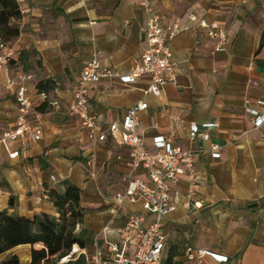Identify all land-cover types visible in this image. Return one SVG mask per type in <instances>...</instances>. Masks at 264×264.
Returning <instances> with one entry per match:
<instances>
[{"label":"crops","instance_id":"0c3cea01","mask_svg":"<svg viewBox=\"0 0 264 264\" xmlns=\"http://www.w3.org/2000/svg\"><path fill=\"white\" fill-rule=\"evenodd\" d=\"M23 6L26 12L17 21L21 33L8 43L14 60L0 70V211L58 217L48 190L71 181L81 189L85 216L76 233L86 245L77 244L78 250L74 245L72 258L58 264H103L94 261L96 244L106 251L128 213H145L140 201L117 208L114 198L126 188L123 177L146 179L147 174L132 166L129 147L111 137L91 140L69 106L83 66L94 56L120 74L132 71L146 45L147 14L140 0H25ZM155 7L166 26H185L191 13L219 22L227 30V49L213 52L216 41L202 28L183 30L171 41L175 76L161 97L149 94L148 75L133 83L107 78L92 91L90 111L105 127L147 102L139 114L145 147L156 153L154 137L175 130V142L193 150L197 180L192 188L202 206L189 207L191 183L184 175L171 194L176 225L164 264H171L165 263L170 253L173 264H199L186 255L187 245L229 257L218 262L206 256L202 264H264V123L256 126L246 111L252 107L264 114L258 105L264 101V0H155ZM21 68L33 75L30 116L43 135L33 143L4 144L1 138L16 126L19 114ZM47 80L52 88L44 98L37 84ZM43 104L47 108L40 111ZM191 122L210 125L221 157L212 156L209 142L189 139ZM16 150L19 155L11 157ZM109 224L111 230L104 232ZM134 251L131 245L129 254ZM14 254L20 264H31L30 244L0 254V264Z\"/></svg>","mask_w":264,"mask_h":264},{"label":"built area","instance_id":"2783aa9c","mask_svg":"<svg viewBox=\"0 0 264 264\" xmlns=\"http://www.w3.org/2000/svg\"><path fill=\"white\" fill-rule=\"evenodd\" d=\"M20 6L21 14L26 12L23 6L25 0H16ZM140 4L147 14L144 29L145 48L129 74H120L103 61L94 56L88 60L82 69L74 92V101L69 106V112L75 115L80 125L87 130L91 140L104 141L111 137L121 145L130 149L131 163L134 168L146 170V179L141 177L124 176L126 184L124 192H118L114 198L117 208L123 209L127 202H142L145 213H128L125 224L116 228L117 240L108 242V249L104 251L96 244L95 262L108 264H163V255L167 242L175 230L176 220L170 217L174 209L171 194L174 186L184 175L189 177L191 188L189 207L197 209L202 204L194 199L195 191L192 185L197 180V167L193 150L182 147L175 142L176 131L169 135H157L154 144L156 153L145 147V140L139 131L142 110L148 108L147 102H139L131 106L121 121H114L102 127L97 117L90 111V97L97 84L107 78H118L125 83L136 82L142 76L148 75L150 83L149 94L161 97L165 85L174 78L176 63L173 60L171 41L183 30L199 27L216 41L213 52H222L227 49V30L217 21L209 22L199 18L196 13L188 16L185 26L173 24L163 25L162 17L156 11L155 0H140ZM15 51L8 44L0 43V70L14 60ZM21 84L16 92L19 103V114L16 126L3 134L1 142L22 141L33 143L42 138L43 130L35 127L31 120L33 102L29 96L28 82L33 75L21 68ZM41 95L47 98V93ZM264 106V101H258ZM246 111L254 116V124L261 126L264 123V114L259 109L247 107ZM209 124L191 122L189 139L191 141L209 142L213 157H221L222 146L211 141V134L207 127ZM217 126V124H213ZM19 150L10 152L11 157L19 155ZM94 175V174H93ZM53 179H55L53 177ZM49 191V190H48ZM147 214L154 216L148 221ZM111 230V225L104 227V232ZM135 246L133 254H129L130 246ZM75 250L63 259L72 258ZM186 255L189 259L202 264L206 256H212L218 262H227L229 257L215 251L187 245ZM62 259V260H63Z\"/></svg>","mask_w":264,"mask_h":264},{"label":"trees","instance_id":"16d2710c","mask_svg":"<svg viewBox=\"0 0 264 264\" xmlns=\"http://www.w3.org/2000/svg\"><path fill=\"white\" fill-rule=\"evenodd\" d=\"M22 14L16 0H0V43L8 44L20 35L21 29L17 21ZM264 46V33L261 37ZM40 92H49L52 88L51 80L39 81ZM47 104L39 107L44 111ZM50 198L59 213L58 217L47 213L35 215L34 218L9 215L7 211H0V254L21 245H31V264H58L78 245L85 247L86 240L76 233L78 223L85 216V209L81 201V189L69 180H64L59 186L49 189ZM78 244V245H77ZM170 253L165 263L171 262ZM1 264H20L19 257L14 254Z\"/></svg>","mask_w":264,"mask_h":264},{"label":"bare ground","instance_id":"6f19581e","mask_svg":"<svg viewBox=\"0 0 264 264\" xmlns=\"http://www.w3.org/2000/svg\"><path fill=\"white\" fill-rule=\"evenodd\" d=\"M77 250H78V248L77 247H75Z\"/></svg>","mask_w":264,"mask_h":264},{"label":"rangeland","instance_id":"374dc122","mask_svg":"<svg viewBox=\"0 0 264 264\" xmlns=\"http://www.w3.org/2000/svg\"><path fill=\"white\" fill-rule=\"evenodd\" d=\"M164 264V263H163Z\"/></svg>","mask_w":264,"mask_h":264}]
</instances>
